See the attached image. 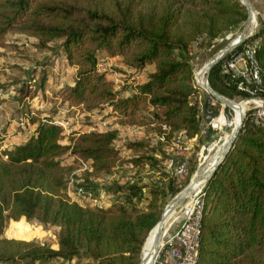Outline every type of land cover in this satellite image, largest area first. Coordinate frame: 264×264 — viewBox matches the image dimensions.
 I'll list each match as a JSON object with an SVG mask.
<instances>
[{
	"label": "trees",
	"instance_id": "1",
	"mask_svg": "<svg viewBox=\"0 0 264 264\" xmlns=\"http://www.w3.org/2000/svg\"><path fill=\"white\" fill-rule=\"evenodd\" d=\"M248 18L241 0H0V42L13 32L34 36L43 47L61 40L67 63L76 67L73 85L62 88L63 102L86 113H106L121 127H144L175 145L180 138L201 140L199 88L189 58L194 44L204 39L215 46ZM255 37L261 38L256 57L264 96V21ZM101 55L119 57L133 71L123 87L101 71ZM221 64L211 68V76L221 74ZM210 85L224 94L211 79ZM26 117L35 132L0 151V263L86 257L90 264H140L166 198L182 189L174 176L166 187L115 182L110 188L120 195L117 202L89 206L67 195L74 167L61 158L68 154L88 162L89 175L98 177L124 165L158 171L166 157L141 141L116 146L117 127L67 135L44 110L29 107ZM125 149L133 152L131 158L123 156ZM195 170L196 164L191 174ZM202 198L196 264H264V126L245 120ZM10 220L11 227L26 220L59 227L56 246L6 237Z\"/></svg>",
	"mask_w": 264,
	"mask_h": 264
},
{
	"label": "rangeland",
	"instance_id": "2",
	"mask_svg": "<svg viewBox=\"0 0 264 264\" xmlns=\"http://www.w3.org/2000/svg\"><path fill=\"white\" fill-rule=\"evenodd\" d=\"M249 1L253 8V13H256L255 21L257 20L258 23L263 22L264 0ZM247 22L248 20L226 32L215 41V46H209L204 39L199 40L194 44L189 55L204 111L209 107L215 118L223 113L227 119L226 124L211 129L209 135L201 137L198 143H194L190 147L187 144L188 141L184 138H180L179 142L174 145L161 140L160 137H157L152 131L144 127L119 126L120 137L115 142L116 146L124 148L130 141H141L146 145L147 149L153 150L160 158L166 157V159L162 160L161 166L163 169L153 171L149 166L135 168L130 165H124L115 168L110 174L93 177L89 175L90 165L88 162L66 154L61 159L64 163L74 167L73 172L66 179L65 191L67 195L83 205L109 206L117 202L120 197L118 193H115L110 188L115 182L123 185L128 182H138L142 185L155 183L166 187L174 176L173 169L169 167V164L172 162L175 165L178 159L188 156V174L180 180H177L174 176L176 179L175 186L183 190L195 174L207 164L234 129L232 122L235 118V111L233 108L225 106L217 98H213L207 90L200 86L198 72L220 49L227 46L242 33ZM252 25L249 29L252 28ZM99 67L101 71L108 72L109 78L117 86L121 87L125 85V80L133 73L132 70H128L123 66L119 57L101 55ZM148 71L149 69H146L144 74ZM75 75L76 67L67 63L65 53L61 48V40L52 41L48 43L47 47H43L38 38L22 32H13L9 33L0 42V151L13 148L25 141L21 136L28 128L25 118L29 107L34 110L40 107L41 110L46 111L50 116H54L57 121H61L63 124H59L67 135L74 131L103 130L117 126L114 120L107 118L108 115L106 113H86L78 108H71L63 102L62 88L72 84ZM200 75L203 76L202 74ZM206 75L209 85L211 79L216 87L224 93L219 92L220 94L235 103H240L244 100L242 95L236 93L232 80H227L219 73L211 76L209 72ZM25 94L28 95L26 96ZM209 100H213V105L210 106ZM248 109L247 107L246 110L248 111ZM204 111L201 112V118L205 117ZM66 122L69 123L66 124ZM187 146L189 149H185ZM162 152L164 154H161ZM182 152L188 155H181ZM122 154L127 158H131L133 152L125 149ZM195 164L196 170L191 174ZM87 185L90 187L89 193L84 192V188ZM145 192H147L146 189ZM178 193L168 195L164 202V208ZM200 194L198 193V196ZM193 195H190L167 219L165 225L167 230H174L184 219L186 210L195 205L198 196ZM146 203L147 200L142 205L145 206ZM26 221H22L23 223L20 227H11L14 222H9L10 225L9 223L7 224L5 235L7 236L8 234L12 238L36 241L41 244L47 242L56 246L59 227L45 225L36 220ZM49 264H90V260L86 257L72 261L55 259Z\"/></svg>",
	"mask_w": 264,
	"mask_h": 264
},
{
	"label": "built area",
	"instance_id": "3",
	"mask_svg": "<svg viewBox=\"0 0 264 264\" xmlns=\"http://www.w3.org/2000/svg\"><path fill=\"white\" fill-rule=\"evenodd\" d=\"M262 17L264 20V15H262ZM258 27L259 23L256 20L252 28L247 31L246 36L250 34L254 35ZM238 38L239 36L236 39ZM260 41V37L252 39L247 37L241 40L239 45L222 60L221 75L227 80H232L238 93L244 97L243 102H247L249 108L248 111H245L247 118H250L251 121L257 125L264 126V96L261 95L263 91L260 87L261 74L256 57V49ZM239 46L241 47L238 48ZM209 103L210 106L213 105V100H209ZM251 105L253 106L250 107ZM204 112L205 117L201 118L200 122L201 137L209 135L211 129L220 127L215 123L216 118L212 115V111L209 110V107ZM27 122L26 117L25 123ZM57 123L59 124L62 122L57 121ZM68 123L69 122H66V124ZM169 167H172L173 175L176 179L180 180L189 172V158L187 156L184 158L182 157L177 160L175 165L171 162ZM202 188L203 187L194 193L193 196H198V193L201 194L198 196L195 205L186 210L184 219L176 228L174 230L165 229L158 248L154 250L149 260H147V264L197 263L201 243L202 216L204 209V201L201 192ZM144 259L143 255L141 264L144 263Z\"/></svg>",
	"mask_w": 264,
	"mask_h": 264
},
{
	"label": "water",
	"instance_id": "4",
	"mask_svg": "<svg viewBox=\"0 0 264 264\" xmlns=\"http://www.w3.org/2000/svg\"><path fill=\"white\" fill-rule=\"evenodd\" d=\"M242 3L248 8V12H249V18H248V22L247 25L245 27V29L242 31V33L239 35V38L236 40L231 41L227 46H225L224 48L220 49L219 52L206 64V67L208 68V73L210 72L211 68L216 65L217 63H219L221 60L224 59V57L230 53L235 47H237L239 45V43L241 42V40L248 38H253L254 35L250 34L249 36H246L247 31L250 28V24L252 21V15H253V8L251 6V3L249 0H241ZM256 34V33H255ZM205 90H207V92L209 94H211L212 96H214L215 98H217L218 100H220L225 106L227 107H234V106H238L235 102H233L232 100L228 99L227 97H225L224 95L220 94L219 92H217L215 89H213L209 83L208 80L206 79L205 85L202 86ZM243 117L240 120L239 124L232 130L231 133V137L227 142H224L222 147L220 148V151L218 154L215 155V162L214 165L212 166V168L209 170L208 172V177L205 180V183L207 182V180L211 177V175L215 172L216 168L220 165V163L222 162V160L224 159V157L226 156V154L228 153V151L230 150L231 146L233 145L234 141L236 140V138L238 137V135L240 134L244 122L247 119L246 113L245 111H243ZM204 168H202L199 172L201 175V171ZM198 179V174H197V178L195 179H191L190 183L183 189L181 190L176 196L175 198L166 205V207L163 210V213L161 215V219L160 221L157 223V225L154 227V229H156V238H155V243L153 246V251L156 250L162 240L164 231H165V225L167 222L168 217L173 214L177 208L192 194H194V192L197 190V186L195 181ZM205 183L202 185V187L205 185ZM144 250V247H143ZM143 250H142V260H143Z\"/></svg>",
	"mask_w": 264,
	"mask_h": 264
},
{
	"label": "bare ground",
	"instance_id": "5",
	"mask_svg": "<svg viewBox=\"0 0 264 264\" xmlns=\"http://www.w3.org/2000/svg\"><path fill=\"white\" fill-rule=\"evenodd\" d=\"M255 19H256V16H255V13H253L252 15V21H251V24L250 26L253 24H255ZM253 22V23H252ZM208 68L205 66H203L199 72H198V79H199V83H200V86L202 87L203 85H205V82H206V74H208ZM200 74H202L203 76H201ZM238 106H234L232 107L233 110L235 111V118H234V121L232 122V125L233 127L235 128L240 120L242 119L243 117V111H246L247 107H248V104L247 102H240V103H236ZM215 123L218 125V126H222L224 124L227 123V119L225 117L224 114H221L218 118H216L215 120ZM231 137V134L228 136V138L226 139L225 142H227ZM223 145V144H222ZM222 145L217 149V151L215 152V154L211 157V159L208 161V163L203 167L204 169L201 171V175H200V172L196 173L195 176L192 178V179H195L197 178V174H198V179L195 181L196 183V186H197V191L202 187V185L205 183V180L206 178L208 177V172L209 170L212 168V166L214 165V162H215V155L219 153L220 151V148L222 147ZM170 217V216H169ZM168 217V218H169ZM155 238H156V229H153L152 230V233H150L145 245H144V250H143V255H144V263L143 264H147V260H149V258L151 257L152 253L154 252L153 251V246H154V243H155Z\"/></svg>",
	"mask_w": 264,
	"mask_h": 264
},
{
	"label": "crops",
	"instance_id": "6",
	"mask_svg": "<svg viewBox=\"0 0 264 264\" xmlns=\"http://www.w3.org/2000/svg\"><path fill=\"white\" fill-rule=\"evenodd\" d=\"M70 85H73V83L72 84H70ZM200 106H201V112L204 110V107H203V105H202V98L200 97ZM37 109H40V107H38ZM117 128H119V125L117 124V126H116ZM35 129H36V127L35 126H32V125H29L28 126V128L23 132V134H22V136L21 137H23L24 138V140L26 141L34 132H35ZM184 139H186V138H184ZM188 142H187V144H188V146L190 147V146H192V145H194V143H198L199 142V140L197 139V138H192V139H186ZM188 146L187 147H185V149H189L188 148ZM181 155H188V154H186L185 152H182V154ZM188 157V156H187ZM208 163V162H207ZM154 171V170H153ZM157 173H159V172H157ZM12 221V220H11ZM11 221H10V223H11ZM10 223H9V225H10ZM166 229V228H165ZM6 234V233H5ZM6 236V235H5ZM6 237H8V238H12L11 236H8V234H7V236Z\"/></svg>",
	"mask_w": 264,
	"mask_h": 264
}]
</instances>
